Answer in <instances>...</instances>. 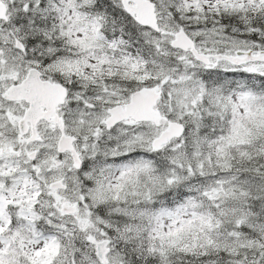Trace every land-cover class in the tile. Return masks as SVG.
I'll return each instance as SVG.
<instances>
[{
	"label": "snow or ice",
	"instance_id": "1",
	"mask_svg": "<svg viewBox=\"0 0 264 264\" xmlns=\"http://www.w3.org/2000/svg\"><path fill=\"white\" fill-rule=\"evenodd\" d=\"M0 264H264V0H0Z\"/></svg>",
	"mask_w": 264,
	"mask_h": 264
}]
</instances>
